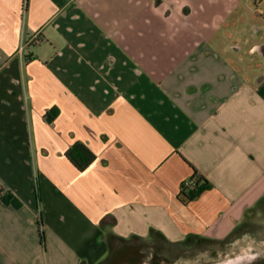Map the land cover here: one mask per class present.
Returning <instances> with one entry per match:
<instances>
[{
    "label": "crops",
    "instance_id": "1",
    "mask_svg": "<svg viewBox=\"0 0 264 264\" xmlns=\"http://www.w3.org/2000/svg\"><path fill=\"white\" fill-rule=\"evenodd\" d=\"M151 1L0 0V187L22 203L0 199V264L226 244L264 214V40L251 59L225 35L239 0ZM77 142L96 156L84 171L65 156ZM194 168L209 187L186 202Z\"/></svg>",
    "mask_w": 264,
    "mask_h": 264
},
{
    "label": "rangeland",
    "instance_id": "2",
    "mask_svg": "<svg viewBox=\"0 0 264 264\" xmlns=\"http://www.w3.org/2000/svg\"><path fill=\"white\" fill-rule=\"evenodd\" d=\"M198 5V13L204 6L201 0H191ZM238 10L230 13L227 24L223 28L231 44L242 47V55H249L250 43L264 40V0H239ZM160 5L159 0L151 1V10ZM257 28H260L257 31ZM227 33V34H226ZM255 34V35H254ZM225 39L217 38L211 42L223 43ZM228 40V39H227ZM240 237L223 244L219 241L196 240L181 244H171L157 239L133 240L131 242H112L113 257L109 264H131L140 260L141 264H221L233 263L236 256H258L264 258V214L258 213L252 223H248ZM133 251L134 260L120 257L122 252ZM252 257V258H251ZM240 261L243 260L242 257ZM126 260V261H125Z\"/></svg>",
    "mask_w": 264,
    "mask_h": 264
},
{
    "label": "trees",
    "instance_id": "3",
    "mask_svg": "<svg viewBox=\"0 0 264 264\" xmlns=\"http://www.w3.org/2000/svg\"><path fill=\"white\" fill-rule=\"evenodd\" d=\"M55 113H56L55 109L50 110L47 113L48 120L53 121V117ZM65 156L78 171L86 170L94 162L96 158L95 154L85 144L81 142H77L71 148H69L65 153ZM191 181L193 183L192 186H188L185 185V183H183L180 190V196L186 202L194 200L205 189L209 187V182L195 168H194V177ZM37 197L39 200L38 191H37ZM0 199L5 204L11 205L17 209L20 208L22 205L21 201L15 195H13L10 191L3 189V187H0ZM39 228L41 233V240L43 246L45 247L46 240H45L44 224L41 216L39 219Z\"/></svg>",
    "mask_w": 264,
    "mask_h": 264
},
{
    "label": "flooded vegetation",
    "instance_id": "4",
    "mask_svg": "<svg viewBox=\"0 0 264 264\" xmlns=\"http://www.w3.org/2000/svg\"><path fill=\"white\" fill-rule=\"evenodd\" d=\"M236 257H237V260L238 261H235V262L230 263V264H264V258L259 259L260 258L259 255L258 256H256V255L253 256V259H248L250 257H248V256H242V255H239V256H236ZM239 257H242L243 260L240 261L241 258H239ZM136 264H139V263L137 262ZM221 264H227V263L225 262V263H221Z\"/></svg>",
    "mask_w": 264,
    "mask_h": 264
},
{
    "label": "built area",
    "instance_id": "5",
    "mask_svg": "<svg viewBox=\"0 0 264 264\" xmlns=\"http://www.w3.org/2000/svg\"><path fill=\"white\" fill-rule=\"evenodd\" d=\"M40 42H41V38H40V36H35L34 38L31 39L30 44H38V43H40ZM27 44H28V43H23V44L20 46V48H19V52H18V55H19L20 57L23 56V52H24V49H25V47L27 46ZM192 184H193L192 181H188V182L185 183V185H188V186H192Z\"/></svg>",
    "mask_w": 264,
    "mask_h": 264
},
{
    "label": "water",
    "instance_id": "6",
    "mask_svg": "<svg viewBox=\"0 0 264 264\" xmlns=\"http://www.w3.org/2000/svg\"><path fill=\"white\" fill-rule=\"evenodd\" d=\"M227 264H230V263L227 262Z\"/></svg>",
    "mask_w": 264,
    "mask_h": 264
}]
</instances>
